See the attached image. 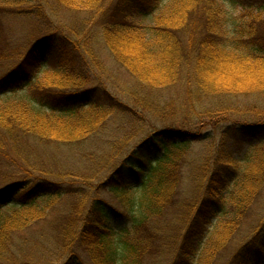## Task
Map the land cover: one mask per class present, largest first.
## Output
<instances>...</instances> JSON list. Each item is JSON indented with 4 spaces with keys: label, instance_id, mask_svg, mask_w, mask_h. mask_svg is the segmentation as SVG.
Instances as JSON below:
<instances>
[{
    "label": "trees",
    "instance_id": "1",
    "mask_svg": "<svg viewBox=\"0 0 264 264\" xmlns=\"http://www.w3.org/2000/svg\"><path fill=\"white\" fill-rule=\"evenodd\" d=\"M77 2L0 0V264H264V0Z\"/></svg>",
    "mask_w": 264,
    "mask_h": 264
},
{
    "label": "rangeland",
    "instance_id": "2",
    "mask_svg": "<svg viewBox=\"0 0 264 264\" xmlns=\"http://www.w3.org/2000/svg\"><path fill=\"white\" fill-rule=\"evenodd\" d=\"M78 1L79 2H77V5H79V10H74V12H72L69 8H64L65 6L62 7L63 9H60L58 6H56L55 10H51L48 7H46L45 11L42 14V17H45L47 19L49 18L50 22H54L56 24H63L65 26L63 28L65 29L66 27L68 28V26H73L74 30H77L79 29L81 24L86 19L92 17L94 14L92 10L87 9L85 6L82 5L84 4L83 3L84 0H78ZM122 1L123 0H103V6L104 8H113L116 4H118V2H122ZM9 3H10L9 1H5L1 5L7 8H10L13 5H10ZM13 8L18 9L17 7H13ZM231 11L232 13L229 15L231 16L239 15V13L235 12V10H231ZM57 22H60V23H57ZM5 25L8 29L10 28V30L15 29V28H20L19 29L20 36L17 37L15 41L16 43H19L20 45L25 44L24 42H28L29 37L32 38L34 35H37L38 29H40L41 27H46L41 22H38V20H36V17H32V19H21V18L12 16L10 19H8V21L5 22ZM100 30L101 28H98L95 26L93 27L91 26V24L88 27V34L90 35V40H89L90 43L88 46H90L98 56V61L96 60V62L91 61L90 57L87 58L89 65L92 66L91 76L93 75L94 78H97L98 75L96 74L106 69L109 71L111 76L117 77V80L121 82L124 79L128 78V74L126 73V70L124 69V67L122 68L116 62L114 56L111 54L108 47L106 46L104 39L101 36H99ZM92 33L95 34L94 37H91ZM78 38L79 37H77V39ZM26 51H27L26 48H21L15 51L5 50L4 54H5V58L7 59L5 60L4 58L3 62H1V65L3 66L0 68V75L6 70H8V66L15 64L18 58H21L23 55L26 56ZM156 59L157 57L154 58V60ZM189 59H190L189 56H187V58L184 59V62H186L187 64L185 66V69L182 67L176 70V72L178 71L181 75H189L190 73V66L188 65ZM115 77H113L114 80H116ZM170 95H174V93L171 92ZM178 100L180 102V97H178ZM100 156L101 155H99L98 159L100 158ZM239 156L240 158L242 157L241 154ZM209 236L210 235H208V237ZM239 264H243V263H239Z\"/></svg>",
    "mask_w": 264,
    "mask_h": 264
},
{
    "label": "snow or ice",
    "instance_id": "3",
    "mask_svg": "<svg viewBox=\"0 0 264 264\" xmlns=\"http://www.w3.org/2000/svg\"><path fill=\"white\" fill-rule=\"evenodd\" d=\"M5 87V81L3 79H0V90H2ZM199 220V217H197V221ZM195 223L193 224V226L195 227Z\"/></svg>",
    "mask_w": 264,
    "mask_h": 264
}]
</instances>
